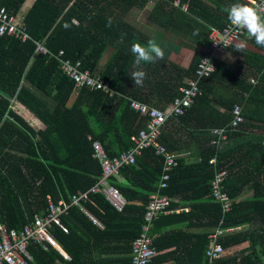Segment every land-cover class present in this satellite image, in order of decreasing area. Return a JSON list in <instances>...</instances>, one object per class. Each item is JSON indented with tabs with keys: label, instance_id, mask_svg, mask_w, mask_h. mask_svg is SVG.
Instances as JSON below:
<instances>
[{
	"label": "trees",
	"instance_id": "trees-1",
	"mask_svg": "<svg viewBox=\"0 0 264 264\" xmlns=\"http://www.w3.org/2000/svg\"><path fill=\"white\" fill-rule=\"evenodd\" d=\"M235 2L180 0L178 6L174 0H0V13L6 10L15 17L19 31L29 36L26 42L9 33L0 37V215L10 231H24L37 215L45 216L48 196L55 205L71 204L73 194L100 181L103 168L95 143L109 157L134 146L132 136L148 120L132 103L164 110L182 96L180 89L190 87L208 55L213 28L223 30L230 23L225 9ZM145 7L151 9L148 21L163 30L154 37L165 57L139 66L146 78L138 86L130 77L137 70L131 45L146 44L149 38L126 18ZM109 17L111 27L106 26ZM168 35L173 42L165 40ZM242 40L248 49L227 48L224 53L233 52L237 60L217 59L216 72L199 83L194 107L184 117L168 120L161 134L168 152L193 147L196 159L174 153L177 164L160 192L177 199L171 209L184 211L154 223L150 235L155 236L157 255L152 264H264V48L247 35ZM37 43L49 53L36 54ZM191 43L196 48L189 67L169 59ZM110 49L113 53L101 66ZM68 60L101 77L115 93L77 89L60 69V61ZM13 99L44 127L15 107ZM237 106L246 122L238 131L229 128L227 138L216 136L217 129L230 125ZM215 138H221L218 144H213ZM156 152L151 146L135 164H124L119 176L109 177L127 199L124 212L114 210L102 194H91L93 202L85 207L103 229L77 207L62 216L69 233L56 226L53 233L71 262L51 246L46 252L33 245L35 264H130L150 196L162 181L163 158ZM215 157L217 164L211 162ZM224 169L233 203L227 214L212 195L213 181ZM222 220L224 227L247 228L221 238L227 254L217 261L208 256L209 237ZM174 225L180 228L161 233ZM235 248L241 249L239 254H233Z\"/></svg>",
	"mask_w": 264,
	"mask_h": 264
},
{
	"label": "built area",
	"instance_id": "built-area-1",
	"mask_svg": "<svg viewBox=\"0 0 264 264\" xmlns=\"http://www.w3.org/2000/svg\"><path fill=\"white\" fill-rule=\"evenodd\" d=\"M250 4L252 0H247ZM175 5H180V0H174ZM258 6L261 12H264V0H255V5ZM186 10L189 9V4L183 6ZM0 37L9 33L10 35H18L23 41H27L28 34L19 31V24L15 17H11L2 10L0 13ZM246 32L236 29L230 23L223 29L213 28L211 40L212 46L207 51L208 55L203 58L198 69L196 79L190 83L189 88H182V96L174 99V101L165 110L150 109L141 103H132V108L139 112L142 117L147 118L148 123L145 129H142L137 135L132 136L134 146L120 155L109 157L105 152L100 142L95 143L96 155L102 162L103 174L100 181L87 191H78L72 195L71 204L61 202L55 205L48 196L49 203L46 208V215H37L35 220L29 224L24 231L12 230L3 223L0 215V264H33L35 258L31 253L30 248L33 245L39 246L44 251H49L50 246L56 250L62 248L53 233V229L59 227L64 233H69V229L63 224L62 216L67 215L71 207H77L84 212L88 217L95 220V223L102 229L104 226L87 211L85 205L92 203V193H99L104 196L111 207L119 213L124 212L127 206V199L120 189L109 182V177L119 176L120 168L127 163L135 164L138 156L143 155L144 150L151 146L157 148V154L162 155V170L163 176L159 186V190L150 196V202L146 208L144 215V226L142 235L135 241L132 249V262L130 264H152L157 252L153 250V242L155 236L150 235L154 222L162 215H168L175 210L171 209L173 199L167 195L161 194V189L167 187V182L170 178L171 170L177 164L176 156L172 152H168L164 145L160 142L162 132L165 130L168 120L184 117L195 105L196 99L201 93V85L203 80L212 77L216 72V61L222 57V54L236 43H239L241 38L246 36ZM226 47H225V46ZM49 52L46 47L37 43L36 54L47 55ZM62 54V53H61ZM61 71L75 82L76 88H87L91 91H102L105 94L113 95L115 91L105 83L101 77H95L90 70L81 71L80 63L76 66L71 61H60ZM255 83V79H252ZM233 119L230 125L226 128L217 129L216 136L227 138L229 128L233 131H238L246 122L243 115V109L240 106L234 108ZM220 138V139H221ZM220 139L215 138L213 144H218ZM213 164L218 163L215 157L211 160ZM228 169H224L218 173L213 181L214 198L222 204L224 213H230L233 208L232 200L229 198V193L225 189L224 182L228 178ZM225 220H222L220 227L210 235V248L208 256L212 260H221L227 254V249L220 242L224 235L234 234L240 231L241 227L225 228Z\"/></svg>",
	"mask_w": 264,
	"mask_h": 264
},
{
	"label": "clouds",
	"instance_id": "clouds-1",
	"mask_svg": "<svg viewBox=\"0 0 264 264\" xmlns=\"http://www.w3.org/2000/svg\"><path fill=\"white\" fill-rule=\"evenodd\" d=\"M254 5L255 0H252L251 4L248 3L247 0H243V2L237 0V2L226 8L225 12L227 14V20L231 25H233L236 29L246 32L249 39H254L256 45L264 48V12H261L259 7ZM111 25L112 18L109 17L107 19L106 26L111 27ZM64 27L69 28L71 25L65 23ZM121 39H123V35L121 36ZM233 46L236 51L241 52L244 49L245 44L236 43ZM131 52L135 57L134 63L137 66V70H134L130 77L134 81L135 85L142 86L146 78V72L142 68H139V66L141 64H152L159 60H163L165 57V52L155 37L150 38L146 44L139 42L132 43ZM173 210L175 211L171 214H175L176 209Z\"/></svg>",
	"mask_w": 264,
	"mask_h": 264
},
{
	"label": "crops",
	"instance_id": "crops-1",
	"mask_svg": "<svg viewBox=\"0 0 264 264\" xmlns=\"http://www.w3.org/2000/svg\"><path fill=\"white\" fill-rule=\"evenodd\" d=\"M143 10H149V14H150V11H151V9L149 8V7H145L144 9H135V10H133L132 11V13H130L129 15H128V17L126 18V20L130 23V24H132L134 27H136L138 30H140L144 35H146L147 36V38H152V37H154V36H156V33H163V30L161 29V30H157V31H154V32H152V33H149L148 34V32L143 28V26H142V24H139L138 23V20L137 19H135V17H138L139 16V14L141 13V11H143ZM149 14H148V17H149ZM149 22V21H148ZM149 24H151L150 22H149ZM153 25V24H152ZM140 26V27H139ZM157 27V26H156ZM157 28H159V27H157ZM160 29V28H159ZM167 35V34H166ZM169 36V35H168ZM167 37V36H166ZM166 40V39H165ZM240 43H244L245 44V48L246 49H248V46H247V42L245 41V40H242V42H240ZM194 46L191 48V49H195L196 48V44L194 43L193 44ZM187 48H185V50H186ZM180 51V52H172L171 54H170V56H169V59L172 61V62H175V63H182V65L185 67L186 66V62H188V61H191L192 62V59H193V57H194V54L192 55V56H189V54H190V51ZM195 51V50H194ZM113 53V50H108V52H107V54H105L106 56H105V59H103L102 61H103V63H102V65L101 66H104L105 65V63L107 62V60H108V58L111 56V54ZM186 54V55H183L182 57H180V54ZM174 55H177V56H174ZM221 59H223V60H225V61H227V62H232V63H234V61H236L237 60V57H236V55H234V53L233 52H226V53H224L223 55H222V57H221ZM190 62V63H191ZM189 66V65H188ZM188 66H186V68L188 67ZM12 102H13V105L15 106V107H18L19 109H21L22 111H23V113L25 114H27V116H29V114L31 113L32 114V112L30 111V110H28V109H26L24 106H22L21 105V103L17 100V99H13L12 100ZM162 107V106H161ZM169 106H167V107H165V110L168 108ZM30 118H33V120H34V122L37 124V122L39 121L35 116H34V114H32V117L31 116H29ZM40 122V121H39ZM41 123V122H40ZM38 125V124H37ZM40 126V125H39ZM185 148H182V147H178L179 149H178V151H171V152H173V153H175L176 154V156L177 157H179V156H183V157H189L191 160H195L196 159V156L195 155H193V151H194V149H193V147H188V146H184ZM162 162H163V160H162ZM120 179H121V181L122 182H125V179L123 178V177H120ZM213 195V194H212ZM168 198H169V196H168ZM173 200H174V202H176L177 201V199L176 198H173ZM183 207H178L177 209H176V212H175V214H178L179 212H183L184 211V209H182ZM190 211V208H188V209H186V212H189ZM170 214H168V215H166V216H169ZM172 215V214H171ZM160 218V217H159ZM158 218V219H159ZM157 219V220H158ZM156 220V221H157ZM155 221V222H156ZM154 222V223H155ZM155 225V224H154ZM240 227V226H239ZM243 229L242 230H244V229H246L245 227H247V226H241ZM163 228V227H162ZM180 227L178 226V225H174L173 227H164L163 228V230H162V232L161 233H166V232H168V231H174V230H177V229H179ZM241 230V231H242ZM192 232H194L195 230L193 229V230H191ZM240 232V231H239ZM58 244L60 245V243L58 242ZM61 246V245H60ZM62 247V246H61ZM238 248H235V250H237ZM241 249H238L236 252H234L233 254L234 255H236V254H239V251H240ZM58 251V250H57ZM62 256H63V258L65 259L64 261L65 262H71L72 261V257L63 249V247L62 248H60V250L58 251ZM33 264H35V262L33 263Z\"/></svg>",
	"mask_w": 264,
	"mask_h": 264
},
{
	"label": "rangeland",
	"instance_id": "rangeland-1",
	"mask_svg": "<svg viewBox=\"0 0 264 264\" xmlns=\"http://www.w3.org/2000/svg\"><path fill=\"white\" fill-rule=\"evenodd\" d=\"M30 2H31V0H30ZM25 8H27V6H25ZM148 14H149V10H143V11H141V13L139 14V16L138 17H135V19H137L138 20V23L139 24H142V26H143V28L148 32V34L149 33H152V32H154V31H157V30H161V29H159V28H157L156 26H154V25H152V24H149V22H148ZM140 27V26H139ZM157 29V30H156ZM173 40H174V37L173 36H167L166 37V41H169V42H173ZM175 40H176V38H175ZM194 45H193V43H191L190 45H188V46H186V50L185 49H183L182 51H190V54H189V56H192L194 53H195V51H194V49H191L192 47H193ZM178 52V51H177ZM176 52V53H177ZM183 55H186V54H180V57H182ZM106 56V55H105ZM174 56H177V55H174ZM103 59H105V57L103 58ZM104 61V60H103ZM103 61H101V65H102V63H103ZM190 62L191 61H188V62H186V66H188V65H190ZM235 62V61H234ZM185 66V67H186ZM189 67V66H188ZM156 105H158V103L156 102ZM155 107V106H154ZM159 109V108H158ZM29 116H31L32 117V114L30 113L29 114ZM32 120H33V118H32ZM34 121V120H33ZM37 124L38 125H40V127H44L39 121L37 122ZM184 138H186L185 136H184ZM163 216V215H162ZM166 216V215H165ZM161 217V216H160ZM153 227H154V225H153ZM153 229V228H152Z\"/></svg>",
	"mask_w": 264,
	"mask_h": 264
}]
</instances>
